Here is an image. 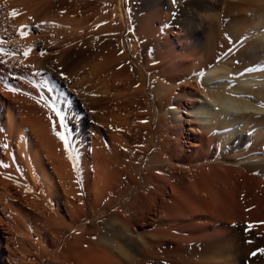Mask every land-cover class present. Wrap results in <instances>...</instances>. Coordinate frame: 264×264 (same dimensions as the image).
<instances>
[{"label": "bare ground", "instance_id": "bare-ground-1", "mask_svg": "<svg viewBox=\"0 0 264 264\" xmlns=\"http://www.w3.org/2000/svg\"><path fill=\"white\" fill-rule=\"evenodd\" d=\"M260 249L264 0H0V264Z\"/></svg>", "mask_w": 264, "mask_h": 264}, {"label": "rangeland", "instance_id": "rangeland-1", "mask_svg": "<svg viewBox=\"0 0 264 264\" xmlns=\"http://www.w3.org/2000/svg\"><path fill=\"white\" fill-rule=\"evenodd\" d=\"M136 20H137V23L139 25H142L145 22V16L139 15L136 17ZM46 80L48 81L49 85H51L53 88H55L56 85H64V83H65L64 77L62 75H60V73H58V71L57 72H48L46 74ZM180 131H181V129H180ZM132 197L133 196L129 195V194L125 195L123 197L122 201H120V202L125 201L126 203H129L130 201H127V199L130 200ZM113 224H114V218L112 216L111 209H110L107 211V214H105V216L101 219L100 225L104 230H106L107 227H110ZM120 237L122 238L123 236L118 235V237L116 238V241L119 242L121 240ZM124 240H125V238L124 239L122 238L121 242H123ZM139 247L140 246L136 247L137 251H135V253L140 251L141 248L139 249ZM128 248H129V246L127 244L125 246V249H128ZM163 256H164V258H163ZM163 256H161L162 259L168 260L170 262H185V261H188V259H189L187 257L188 255L185 253L184 254L183 253L182 254L181 253L180 254H170V255H163Z\"/></svg>", "mask_w": 264, "mask_h": 264}, {"label": "snow or ice", "instance_id": "snow-or-ice-1", "mask_svg": "<svg viewBox=\"0 0 264 264\" xmlns=\"http://www.w3.org/2000/svg\"><path fill=\"white\" fill-rule=\"evenodd\" d=\"M17 13H12V15H16ZM21 34L23 35V32H21ZM61 75L63 76V73H61ZM57 115H61L59 112L57 113ZM61 119H63V116H61ZM61 139L62 140H64V143L67 145V143H68V141L63 137V136H61ZM258 253H252L251 255H253V256H255V255H257ZM259 254H262V255H264V249H260L259 250Z\"/></svg>", "mask_w": 264, "mask_h": 264}]
</instances>
